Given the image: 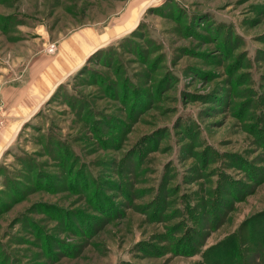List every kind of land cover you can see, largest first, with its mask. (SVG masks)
<instances>
[{"label": "rangeland", "instance_id": "374dc122", "mask_svg": "<svg viewBox=\"0 0 264 264\" xmlns=\"http://www.w3.org/2000/svg\"><path fill=\"white\" fill-rule=\"evenodd\" d=\"M84 38L15 136L0 92V264H201L247 240L264 220V0H0V85Z\"/></svg>", "mask_w": 264, "mask_h": 264}, {"label": "crops", "instance_id": "0c3cea01", "mask_svg": "<svg viewBox=\"0 0 264 264\" xmlns=\"http://www.w3.org/2000/svg\"><path fill=\"white\" fill-rule=\"evenodd\" d=\"M82 40L86 42L85 49L80 47L79 41L81 40H79L74 44L73 50L68 54H61L51 63L45 64L44 69L39 72L20 70L19 72H24L20 79L7 81L6 84L0 85L1 95L6 102L7 128L6 133H3L4 135H17L22 126L33 118L49 96L52 95L56 85L60 84L70 75V72L75 71L80 66L82 56L86 55L89 48L96 46L94 41L90 39L84 38Z\"/></svg>", "mask_w": 264, "mask_h": 264}, {"label": "trees", "instance_id": "16d2710c", "mask_svg": "<svg viewBox=\"0 0 264 264\" xmlns=\"http://www.w3.org/2000/svg\"><path fill=\"white\" fill-rule=\"evenodd\" d=\"M261 216L263 217L264 215L261 214L259 218H261ZM261 221L262 220L257 222L259 223L258 225L255 224L256 226H260V229L258 228L255 230L256 227H252V231L250 230L251 233L247 236V240L244 237L245 235H241L243 233L240 234L239 230L236 235H232L230 239H227L224 245L207 250L203 255L204 262L201 264H252L253 261H247L245 254L242 256L246 248H242L244 242H248L245 253H247V255L252 254L255 259L258 258L259 260L258 263L255 262L253 264H264V220ZM237 235H241L238 242Z\"/></svg>", "mask_w": 264, "mask_h": 264}, {"label": "built area", "instance_id": "2783aa9c", "mask_svg": "<svg viewBox=\"0 0 264 264\" xmlns=\"http://www.w3.org/2000/svg\"><path fill=\"white\" fill-rule=\"evenodd\" d=\"M5 126L3 102L0 98V130Z\"/></svg>", "mask_w": 264, "mask_h": 264}]
</instances>
